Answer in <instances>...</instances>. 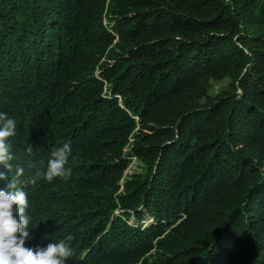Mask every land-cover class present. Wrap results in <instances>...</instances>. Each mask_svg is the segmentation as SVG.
Masks as SVG:
<instances>
[{"label": "trees", "instance_id": "trees-1", "mask_svg": "<svg viewBox=\"0 0 264 264\" xmlns=\"http://www.w3.org/2000/svg\"><path fill=\"white\" fill-rule=\"evenodd\" d=\"M0 113L9 180L72 149L71 175L21 185L26 247L264 264V0H0Z\"/></svg>", "mask_w": 264, "mask_h": 264}, {"label": "clouds", "instance_id": "clouds-1", "mask_svg": "<svg viewBox=\"0 0 264 264\" xmlns=\"http://www.w3.org/2000/svg\"><path fill=\"white\" fill-rule=\"evenodd\" d=\"M15 135L16 121L8 118L7 113H0V165L5 169V172H0V181L8 180L6 189H0V264H65V258L73 255L70 242L74 237L70 234L58 243H48L44 248L26 247L30 236V218L26 211L27 193L21 185L35 184L41 176L51 182L54 178L71 175V168L66 167L72 151L70 142L52 150L46 171L38 170L31 178L21 180L24 169L17 166L9 180L8 174L13 172L10 163L13 156L7 141ZM27 151L32 152L31 147Z\"/></svg>", "mask_w": 264, "mask_h": 264}, {"label": "rangeland", "instance_id": "rangeland-1", "mask_svg": "<svg viewBox=\"0 0 264 264\" xmlns=\"http://www.w3.org/2000/svg\"><path fill=\"white\" fill-rule=\"evenodd\" d=\"M136 169L137 167L135 166V163H130L126 168L125 173L136 171Z\"/></svg>", "mask_w": 264, "mask_h": 264}, {"label": "built area", "instance_id": "built-area-1", "mask_svg": "<svg viewBox=\"0 0 264 264\" xmlns=\"http://www.w3.org/2000/svg\"><path fill=\"white\" fill-rule=\"evenodd\" d=\"M131 163H135V159H133V160L131 161Z\"/></svg>", "mask_w": 264, "mask_h": 264}]
</instances>
